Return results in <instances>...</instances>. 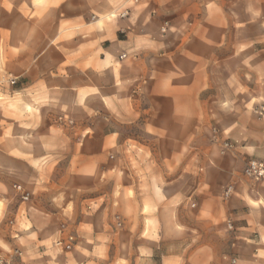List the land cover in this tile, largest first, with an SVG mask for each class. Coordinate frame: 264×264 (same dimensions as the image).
Instances as JSON below:
<instances>
[{"label": "crops", "instance_id": "1", "mask_svg": "<svg viewBox=\"0 0 264 264\" xmlns=\"http://www.w3.org/2000/svg\"><path fill=\"white\" fill-rule=\"evenodd\" d=\"M150 6L159 15L188 22L173 32L177 41L164 42V52L119 62V72L124 73L123 86L143 78L150 103L145 131L162 144L177 146L179 152H171L168 160L181 167L161 170L166 179L160 185L158 169L131 170L124 158L111 164L109 146L101 153L105 164L87 153L83 157L96 168L91 187L104 190L88 208L78 210L71 226L74 249L50 248L60 237L57 215L20 218V205L11 221L10 247L18 245L22 255L9 258L16 264H46L51 255L54 264H222V242L229 244L225 256L233 258L231 264H264V180L253 183L243 174L250 161H264V118L254 113L264 105V0H151ZM214 69L231 85L228 102L219 106ZM123 109L127 123L135 122L132 112L138 109ZM215 122L221 143L233 144L224 155L221 143L209 139ZM102 140L109 144L114 139L107 135ZM28 160L22 156L23 171L29 170ZM229 185L234 192L223 202ZM159 208L169 213L173 227L168 232L157 228L162 225ZM184 213L194 218L182 219L185 227L179 231L174 226ZM225 219L233 222L234 232L224 231ZM167 244L172 250L161 253Z\"/></svg>", "mask_w": 264, "mask_h": 264}, {"label": "rangeland", "instance_id": "2", "mask_svg": "<svg viewBox=\"0 0 264 264\" xmlns=\"http://www.w3.org/2000/svg\"><path fill=\"white\" fill-rule=\"evenodd\" d=\"M150 3L0 0V259L22 256L17 255L18 245L10 247L14 240L11 221L17 219L20 205V218L29 215L50 219L57 215L60 237L76 238L71 226L78 210L88 208L104 190L91 187L96 168L83 157L87 153L97 154V163L105 164L101 153L109 146L111 164L124 158L131 170L158 169L160 185L166 179L161 170L181 167L179 161L168 160L169 154L179 152V148L162 144L145 131L150 103L142 91L143 78L123 86L124 73L119 72V62L134 58L141 61L164 52V42L177 41L173 32L188 22L186 18L159 15L151 11ZM164 27L166 32L162 31ZM213 83L218 94L215 105L227 103L229 80L214 69ZM123 108L138 109L137 114L132 112L135 122L127 123L129 115ZM216 126L215 122L209 139L221 143ZM107 135L114 139L109 144L102 140ZM225 142L221 143L222 155L233 149L223 153ZM22 156L29 158L28 171H23ZM16 185L30 194L28 202L22 201ZM221 198L228 201L223 195ZM146 209L149 212L148 205ZM127 212L131 210L127 208ZM167 212L157 211V219L162 222L157 228L166 232L173 227ZM180 216L174 227L184 231L182 219L190 221L194 216ZM229 221H223L224 231L232 233ZM58 239L51 241L50 248L63 252L55 246ZM228 247L222 242V264H231L233 259L225 256ZM172 248L167 244L161 253ZM54 261L51 255L46 264Z\"/></svg>", "mask_w": 264, "mask_h": 264}, {"label": "built area", "instance_id": "3", "mask_svg": "<svg viewBox=\"0 0 264 264\" xmlns=\"http://www.w3.org/2000/svg\"><path fill=\"white\" fill-rule=\"evenodd\" d=\"M166 27L162 29L163 32H166ZM11 83L14 85L16 84V80H11ZM254 113L259 117V118H264V105L258 106L255 110ZM215 140L218 141V138L215 137ZM233 147V145L230 142H225L223 144V153L226 151L230 150ZM244 176L253 181V182H260L264 180V161H259V160H252L250 161L245 170H244ZM15 189L17 190L18 193L21 194V199L23 202H28L30 200V194L27 193L22 186L16 185ZM234 192V186L229 185L226 187L223 197L225 200L230 199ZM229 224V229L233 230L234 226L231 221L228 222ZM75 242L76 238L73 235H67L65 237H60L56 243L55 246L58 249H61L63 251H71L75 247ZM18 256H21L19 252H17ZM0 264H14L13 260H4L0 259Z\"/></svg>", "mask_w": 264, "mask_h": 264}]
</instances>
